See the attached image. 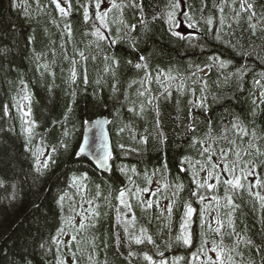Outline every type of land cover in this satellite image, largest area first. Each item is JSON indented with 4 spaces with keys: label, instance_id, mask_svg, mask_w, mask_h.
<instances>
[{
    "label": "trees",
    "instance_id": "16d2710c",
    "mask_svg": "<svg viewBox=\"0 0 264 264\" xmlns=\"http://www.w3.org/2000/svg\"><path fill=\"white\" fill-rule=\"evenodd\" d=\"M245 1L181 0L170 24L172 0H0V264H264V0ZM104 114L109 174L78 155ZM221 148L237 176L255 163L251 192L226 191Z\"/></svg>",
    "mask_w": 264,
    "mask_h": 264
},
{
    "label": "snow or ice",
    "instance_id": "6c2138e0",
    "mask_svg": "<svg viewBox=\"0 0 264 264\" xmlns=\"http://www.w3.org/2000/svg\"><path fill=\"white\" fill-rule=\"evenodd\" d=\"M53 3L56 4V7L59 9V11L66 15L67 12H66V9L64 7L61 6L59 0H53ZM133 7H140V5H137L135 3H133L132 5ZM96 7L99 8L100 7V0H97V4H96ZM120 5L116 4V3H112V8H119ZM181 7V0H172L171 4H170V8L172 9L171 11L167 12V17H168V21L169 23H173L174 20H175V16H176V12L178 9H180ZM241 8L243 9L244 8V5L242 4L241 5ZM252 8V5L249 4L248 5V9H251ZM252 15L254 16L255 13L253 12ZM85 17L87 18L88 17V12L87 10H85ZM106 17H107V12H104L103 14H100V13H97V18L101 21L102 24H104L105 27H107V24H106ZM190 22H191V17H188ZM251 18V17H250ZM208 23H211V20H208L207 21ZM190 26H194V25H191ZM253 28L255 27V25L252 26ZM135 29V25H132L131 26V30H134ZM96 36L99 38V39H105L106 37L99 31V29H97V32L95 33ZM175 34V33H174ZM112 43H115V41H112ZM223 62H221V67H223ZM137 68H141V67H146V65L142 66L140 64H137L136 65ZM201 71H203V69H201ZM193 75H195V73H193ZM75 76V74H73V77ZM169 79H175L174 77H171L169 76ZM257 83H259V81H257ZM183 85H181L182 87ZM165 91H167V89H165ZM170 94V93H169ZM141 95H143V93H141ZM262 96H264V94H262ZM262 102H264V100H262ZM201 106H203V100H201ZM234 128H239L240 132H242L244 135H247L248 133L246 132L245 129L241 128L240 125L237 123V124H234L233 125ZM123 130V129H121ZM193 132L195 131V129H191ZM28 131H31V129H29ZM252 137L253 139H255V132L252 133ZM224 138H227V137H224ZM231 143H235V141H231ZM85 144V147H87L88 145V142L85 141L84 142ZM249 147H254V145L252 144H249ZM81 151H84V148H81L80 149ZM53 151H55V149H53ZM206 152H209V162L211 161V155H216V152L214 151H210L209 149H205ZM257 152H259V149H256ZM246 154H250V153H246ZM111 155V153H105V155L103 156V158L100 160V163H101V166H103L104 164L107 163V160L109 159V156ZM237 159L235 161H232L231 162V166H229V163H228V160H227V151L223 148H221L219 150V160L221 163L224 164V167H223V171L225 172H228L231 174V179H225L223 180V184L227 185L228 188L226 189V191H235V190H245L247 189L249 192H251V188H252V185L251 183L245 185L244 183H242V180H247V177L249 175H256L255 173V163L252 162V161H249L248 163H250L252 165L251 168H248V167H245V168H242L241 169V175L240 176H237L236 175V168L238 166V163L240 161V153L239 152H236L235 153ZM261 155H264V153H261ZM43 167L44 168H47L48 167V163L45 162L43 164ZM219 168V164H211V169L209 172H208V178L209 179H212L214 177V171ZM203 170V166H202V169ZM37 171H40V168L39 166L37 167ZM216 180H217V183H221V180H220V177L219 175H216L214 177ZM75 179V178H74ZM205 183L207 184V181H205ZM257 186L258 187H264V183H262L260 180H257L256 182ZM201 187H204L205 185L204 184H201L200 185ZM182 186L181 185H177V188H181ZM207 187L208 188H213L214 185L212 184H207ZM145 191H147V189H145ZM124 196H125V193L122 191L120 192L119 194V199H120V203L121 204H125V200H124ZM256 196L258 197V199L261 201V206L264 207V196H261L259 192L256 193ZM64 198L61 197V201L63 200ZM227 200H228V204L229 205H232L233 208L235 207H238V205H234L233 204V201H232V197L231 196H227ZM127 207H131V205H126ZM148 207H151V203L149 202L148 203ZM194 209H192L190 206L188 207L187 209V213L186 215L188 217H191L192 213H193ZM169 212H171V208H169ZM98 215V214H97ZM187 223V222H186ZM216 223L218 225V227L216 229H214L215 232L219 233L220 232V228L222 227V223L221 221L219 220V218H217L216 220ZM230 225H231V221L229 222ZM81 228L84 227V224L82 223L80 225ZM143 232V230H141ZM73 240H75V236H73L72 238ZM144 239H147V241L149 243L153 242L152 241V237L151 236H138L135 238V242L137 244H140L143 242ZM176 239L178 241H182L183 244L185 245H190L191 244V238H190V235L187 233L186 229L185 231H183L181 233V235H179L178 237H176ZM250 243V241H248ZM201 251H203V245L201 247ZM213 251H217V256L220 257V259L218 260H212L211 258H209V264H225V261L223 259V252L222 251H219L217 250L216 248L213 249ZM159 255L163 256V253H159ZM206 255V253H205ZM144 259L149 261L150 264H156V261L153 260V258L147 254H145L144 256ZM193 259H197L196 255L193 256ZM228 260H229V264H231V257H228ZM61 264H63V262L61 261ZM160 264H166L165 261L161 260L160 261Z\"/></svg>",
    "mask_w": 264,
    "mask_h": 264
},
{
    "label": "water",
    "instance_id": "95a60500",
    "mask_svg": "<svg viewBox=\"0 0 264 264\" xmlns=\"http://www.w3.org/2000/svg\"><path fill=\"white\" fill-rule=\"evenodd\" d=\"M110 120L104 114L88 122L84 128L81 143L78 147V155L87 158L96 169L102 173L109 174L112 171L113 148L109 132ZM88 145L85 147L84 142ZM84 148V151L80 149ZM105 153H111L107 163L101 166L100 160Z\"/></svg>",
    "mask_w": 264,
    "mask_h": 264
},
{
    "label": "rangeland",
    "instance_id": "374dc122",
    "mask_svg": "<svg viewBox=\"0 0 264 264\" xmlns=\"http://www.w3.org/2000/svg\"><path fill=\"white\" fill-rule=\"evenodd\" d=\"M181 31H183L182 29H180ZM48 155V152H42L41 158L46 157Z\"/></svg>",
    "mask_w": 264,
    "mask_h": 264
},
{
    "label": "bare ground",
    "instance_id": "6f19581e",
    "mask_svg": "<svg viewBox=\"0 0 264 264\" xmlns=\"http://www.w3.org/2000/svg\"><path fill=\"white\" fill-rule=\"evenodd\" d=\"M107 115V114H106Z\"/></svg>",
    "mask_w": 264,
    "mask_h": 264
}]
</instances>
